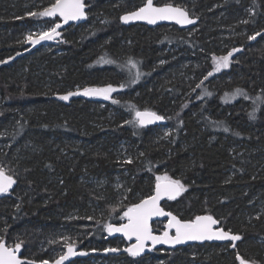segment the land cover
Wrapping results in <instances>:
<instances>
[{
    "label": "trees",
    "instance_id": "trees-1",
    "mask_svg": "<svg viewBox=\"0 0 264 264\" xmlns=\"http://www.w3.org/2000/svg\"><path fill=\"white\" fill-rule=\"evenodd\" d=\"M52 2L0 0V168L17 181L0 197V237L8 246L22 243L23 257L35 262L56 259L65 237L86 251L122 248L104 225L124 222L127 206L167 175L186 190L164 209L183 221L212 215L241 236L236 248L192 245L70 264H239L237 253L264 264V0H154L198 18L187 31L122 26L120 16L146 0H85L86 21L61 33L53 48L60 53L28 52L25 31L48 18L27 13ZM233 48L240 51L229 69L205 80L213 56ZM108 85L116 89L109 99H60ZM236 89L247 98L226 100ZM132 106L165 117L170 137L160 126L126 123L135 118ZM121 144L131 163L119 156Z\"/></svg>",
    "mask_w": 264,
    "mask_h": 264
},
{
    "label": "snow or ice",
    "instance_id": "snow-or-ice-1",
    "mask_svg": "<svg viewBox=\"0 0 264 264\" xmlns=\"http://www.w3.org/2000/svg\"><path fill=\"white\" fill-rule=\"evenodd\" d=\"M85 0H53L52 3L40 12H29L28 16H39V17H56L59 16L64 24L69 21H76L86 18L85 12ZM121 21L128 23L129 21L143 20L147 21L149 24H155L158 20H169L175 21L176 24L187 25L194 24L195 20L189 18L188 12L180 7H175L171 4H166L164 6L157 7L154 5V0H146L143 6L139 7L137 10L126 13L120 17ZM246 23V21H245ZM61 27L60 23H55L47 31H41L35 34L36 38H33V34H29L26 39L29 43L35 45L39 44L41 41L53 40L60 33L57 31ZM261 32H257L254 35L248 37V40H255L258 36H261ZM240 51V49L233 48L226 55L223 56H213V70L208 72L207 76L204 77L207 80L209 77L213 76L214 73L219 72L221 69L228 68L231 63V57L235 52ZM103 59V58H102ZM106 63H115V61L107 60ZM0 63H3L0 61ZM127 64L131 68L137 67V62L133 61L131 58L127 61ZM123 67V65L121 66ZM141 73L137 72L136 76L131 79V83H135L139 78ZM203 84V81H201ZM198 84L196 87H201ZM121 88L125 87L124 84L120 85ZM116 91L111 85L104 88H85L82 93H72L69 92L67 95L61 96L60 99L67 100L69 96L82 94L85 96H103L104 99H109L110 94ZM210 95V93H205ZM238 96H243L247 98V94L242 89H236L231 95L225 94V99L230 100ZM113 103H118V101H113ZM135 118L133 121H126V123H137L139 126L143 127L147 124H151L154 121H161L165 117L158 115L156 112L145 110L139 111L135 110ZM250 118H255V114L250 113ZM227 131V129H225ZM126 163H131L129 159L125 161ZM17 181L13 177L6 173L3 168H0V194H5L9 192V189ZM186 190L185 185L179 179H172L167 175L157 176L154 194L149 195L141 199L138 203H133L127 206L126 210L123 211L122 220H126V223H121L119 225H114L112 223H107L104 225V230L109 234L121 233L124 238L131 240L135 238V243L130 247L124 249L132 257H137L144 252L147 242H151L153 246L157 244H168L177 245L182 244L185 241H205V240H219V241H231L232 247L236 248V241L241 240L239 234H232L231 231H225L222 228H215L214 226L219 223L212 215H197L195 219L189 221H183L179 219L176 215L171 212H166L161 206L160 201L162 198L167 197L168 200H175ZM154 217H168V223L165 225V231L161 235H154L153 229L151 227L150 221ZM89 219H92L89 217ZM175 231V235H170V230ZM67 252L60 255L59 258L53 261V264H64L70 256L77 255L75 251V245L73 243L67 242L68 238L65 237ZM22 243H16L14 247L8 246L5 239L0 237V264H35L34 261L22 259L21 252ZM105 252H115L118 249H105ZM80 255H85L86 253H79ZM236 260L239 264H250L249 261L245 260L243 257L237 253ZM40 264H49L48 260H43Z\"/></svg>",
    "mask_w": 264,
    "mask_h": 264
},
{
    "label": "water",
    "instance_id": "water-1",
    "mask_svg": "<svg viewBox=\"0 0 264 264\" xmlns=\"http://www.w3.org/2000/svg\"><path fill=\"white\" fill-rule=\"evenodd\" d=\"M155 6L157 7H160V6H164V5H156L154 4ZM143 6V5H142ZM174 6V5H173ZM175 7H178V6H175ZM181 8V7H180ZM138 9V8H137ZM136 9V10H137ZM184 9V8H183ZM135 11V10H133ZM85 12H86V7H85ZM132 12V11H131ZM129 13V12H127ZM126 13L122 14V15H125ZM189 14V13H188ZM121 15V16H122ZM120 16V17H121ZM56 18L58 19V23L61 24V27L59 29H57V31L59 33H62L63 31H65L67 28H69L70 26H78V25H82L85 23L86 21V18L84 19H80V20H76V21H69L67 24H64L63 21L61 20V18L59 16H56ZM189 18L195 20V23L194 24H187V25H180V24H176L175 21H169V20H158L155 24H149L147 21H143V20H137V21H129L128 23H124L121 21V19L119 18V21H120V24L122 26H125V27H129V26H134V25H143V26H146L148 28H156V27H160V26H174L175 28L181 30V31H187L191 28H194L197 26V24L199 23V19L198 18H193L190 16L189 14ZM36 38V37H35ZM56 40H57V37L53 40H45V41H41L39 44H31L29 42H27L29 48H28V52L30 51H34L38 48H41V47H44L46 45H56ZM232 58L233 56L230 58L231 59V63L230 65L232 64ZM229 65V67H230ZM228 67V69H229ZM82 91H79L78 93H82ZM102 96H85V95H82V94H76L74 96L75 99H82V100H90V99H93V98H101ZM159 115V114H158ZM167 124V121L166 119H163L161 121H154L153 123L151 124H147L145 126H143L144 128H150V127H158V126H164ZM15 185V184H14ZM14 185L12 186L11 189H9V192L10 193L12 191V189L14 188ZM154 190H155V186H154V189H153V192L152 194H154ZM8 193H5V194H0V197L1 196H4ZM151 194V195H152ZM179 197V196H178ZM178 197L176 199H178ZM175 199V200H176ZM170 201H174V200H168L167 197H164L161 199L160 201V206L164 209L163 207V204L166 203V202H170ZM165 210V209H164ZM166 212H170V211H167L165 210ZM173 214V213H172ZM174 215V214H173ZM214 218V217H213ZM168 217H154L151 221H150V224H151V227L153 229V234L154 235H161L164 231H165V225L168 223ZM195 219V218H193ZM192 219V220H193ZM215 219V218H214ZM189 221V220H188ZM123 223H126V220H124ZM156 223H162L164 225V228L162 230V232L158 233L156 232V230L154 229V226ZM114 225H119V224H114ZM215 228H222L220 223H218L217 225L214 226V229ZM223 229V228H222ZM224 230V229H223ZM109 234V233H108ZM170 235H175V231L174 229L173 230H170ZM110 237L112 238H116V239H120L124 245L122 246V248H107V249H118V251H115V252H105L104 250L102 251H94V250H89V251H86V250H82V249H77L75 248V251L77 252V255L75 256H70L66 261H64V264H70L72 261L76 260V259H84V258H88V257H92V256H108V255H118V254H128L126 251H124L125 248L127 247H130L132 244L135 243V238L131 239V240H128L126 238L123 237V235L121 233H113V234H109ZM237 242V241H236ZM235 242V243H236ZM227 243H232L231 241H219V240H205V241H185L184 243L182 244H177V245H168V244H157L155 246H153L151 244V242H147L146 244V247H145V250L143 253H141V255L137 256V257H142V256H145V255H148L150 253H153L155 251H162V250H166V251H175L177 249H180V248H185L187 246H192V245H204V244H227ZM14 247V246H13ZM67 252V249L65 250L64 253ZM63 253V254H64ZM79 253H86L85 255H80ZM22 254V247H21V252L18 253V255H21ZM21 258L22 259H26L23 257V254L21 255ZM59 258V257H58ZM57 259V258H56ZM54 259V260H56ZM28 260V259H27ZM53 260V261H54ZM32 261V260H31ZM53 261H49V264H53ZM35 262V261H34ZM35 264H40V262H35Z\"/></svg>",
    "mask_w": 264,
    "mask_h": 264
},
{
    "label": "rangeland",
    "instance_id": "rangeland-1",
    "mask_svg": "<svg viewBox=\"0 0 264 264\" xmlns=\"http://www.w3.org/2000/svg\"><path fill=\"white\" fill-rule=\"evenodd\" d=\"M48 6H49V4L47 5V3L46 4L44 3V5L42 3H39L38 5H36L34 7L35 8H37V7L38 8H43L44 9V8H46ZM87 8H88V5L86 4V9ZM47 18H48L47 20L35 22L28 30L25 31L23 37H24V40L26 41V43L28 42L27 39H26V37L30 33L33 34V38H35L36 37L35 34L41 32V31H47L50 27H52L55 23L58 22V19L55 20V21L53 20L54 17H47ZM61 41H62V34L60 33V35L57 36L56 45H53V46L52 45L51 46L50 45H46L44 47H41L39 49V51L41 53H45V52H48L49 53L50 51L53 50V48H56L61 43ZM60 52H61V49H55V50L52 51V53H60ZM79 91H82V90L75 89L73 93H78ZM74 96L75 95L69 96V98L67 100H65V101H69L70 98L71 97L74 98ZM158 129H159V132H160L161 136L164 139L170 137V135H171V128L170 127L164 125V126H160V128H158ZM118 148H119V152H120V155L119 156L122 157V160H124V161L129 160L130 159V157H129L130 155L127 154V147L125 145L121 144V146L118 147ZM114 187L119 192H123V191H121L122 190V187H123V184L120 182L119 178L116 179V183L114 184ZM120 196L122 197V199H124L125 193H121ZM162 227L164 228V225L163 224L157 223L156 226H155V229H156V231L158 233H160V232H162ZM11 247H13V246H11ZM65 248L67 249V247H65ZM64 252L65 251H63L62 253L59 252L57 254L58 256L56 258H58L60 255H62ZM160 264H162V263H160Z\"/></svg>",
    "mask_w": 264,
    "mask_h": 264
},
{
    "label": "flooded vegetation",
    "instance_id": "flooded-vegetation-1",
    "mask_svg": "<svg viewBox=\"0 0 264 264\" xmlns=\"http://www.w3.org/2000/svg\"><path fill=\"white\" fill-rule=\"evenodd\" d=\"M155 4V3H154ZM157 5V4H156ZM139 26H143V25H139ZM146 27V26H145ZM148 28V27H147ZM150 29H153V28H150Z\"/></svg>",
    "mask_w": 264,
    "mask_h": 264
}]
</instances>
